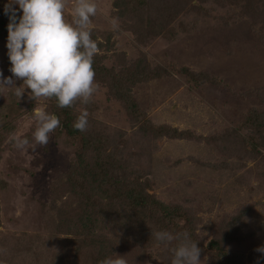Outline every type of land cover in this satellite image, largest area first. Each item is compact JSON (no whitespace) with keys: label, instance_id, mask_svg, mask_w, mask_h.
Wrapping results in <instances>:
<instances>
[{"label":"rangeland","instance_id":"1","mask_svg":"<svg viewBox=\"0 0 264 264\" xmlns=\"http://www.w3.org/2000/svg\"><path fill=\"white\" fill-rule=\"evenodd\" d=\"M114 1L96 0L99 11L92 18V34L104 44L98 46L97 55L103 56L99 61L114 69V77L140 58L151 68L173 64L169 74L138 81L132 91L146 119L202 137H157L140 128L142 121L105 83L106 73L102 82L96 80L99 89L92 103L77 102L71 112L76 119L87 108L86 133L93 138L102 134L105 153L120 163L128 161L127 170L150 180L151 193L166 202L181 199L205 244L223 235L228 238L224 255L264 264V253L255 250L264 245V133L249 140L253 132L242 126L252 109L264 115V0H149L152 17L166 14L170 25L154 31L148 43L128 28L129 15L120 17ZM74 2L68 0L66 8L70 20ZM6 4L9 0H0L1 8ZM12 7L22 12L18 4ZM113 18L120 25L117 31L111 28ZM10 67L7 40H0L5 77L12 76ZM183 67L188 76L180 73ZM189 74L217 80L195 86ZM22 83L17 80L16 86ZM29 91L20 100L12 88L0 92V122L7 119L10 124L9 129L0 124V264H100L97 234L76 242L54 225L56 213L79 199L66 190V178L82 151L80 140L57 128L47 146L35 150H19L9 141L12 133L32 141L35 106L52 111L51 100L34 101ZM111 167L121 174V168ZM110 222L105 233L113 251L108 257L117 253L125 255L127 264H164L160 255L169 246L157 242L146 247V231L115 233ZM200 259L202 264L227 263L219 258L212 263L206 255Z\"/></svg>","mask_w":264,"mask_h":264},{"label":"trees","instance_id":"2","mask_svg":"<svg viewBox=\"0 0 264 264\" xmlns=\"http://www.w3.org/2000/svg\"><path fill=\"white\" fill-rule=\"evenodd\" d=\"M172 2L173 0H170L168 3ZM114 4L118 8L120 17L129 15L128 18L131 19V23L128 28L132 29V32H137L136 35L143 37L146 43L153 39L154 31L166 30L167 25H170V20L166 19V14L156 13V16L152 17L154 11L150 12V10H152L153 2L149 0H116ZM16 15L19 18L22 12H16ZM9 22V13L5 12V8L0 7V40H7ZM98 46L104 48V44L101 42H98ZM105 47L107 46L105 45ZM96 57L99 61L101 56L96 55ZM169 67H174V65L159 64L156 68H151L150 63L140 58L125 71L117 73L118 75L114 77L115 71L113 68H108L107 65L103 64V61L96 62L94 58L95 79L102 82L105 73L108 75L105 83L110 86L117 99L127 103V110L131 111L134 118L142 121L143 124L140 128L148 130L157 137L166 134L180 139L185 137L201 138V135L195 134L190 129L183 130L168 124L159 125L152 122L151 119H146L147 114L141 108L132 91L133 84L138 81L148 80V78H160L169 74ZM182 72H185L188 76L189 71L186 67L180 70V73ZM189 78V82L195 86L207 82L214 83L217 80L215 76L206 78L204 75L198 80L193 74H189ZM51 101V113L56 114L60 119L58 128L70 138L79 139L82 149L80 155H78L77 163L72 167L66 178V184L68 185L66 190L71 191V194L79 199L70 195L74 198L70 207L61 208L56 213L54 225L59 233L72 234L76 242L83 235L94 236L97 234L100 249L99 260L102 261L113 251V246L108 241L109 238L105 233L109 221L112 225H116L115 233L131 231V228H135L134 233L142 232V230L146 231L149 235L148 240L145 242L146 247L157 243L152 236V232L168 230L175 234L186 230L193 240L198 241V246L202 249L201 255H206L212 263H217L216 260L219 258L222 261H227L226 264H246L236 254L232 255L226 252L227 254L224 255L222 249L227 244L228 238L222 237L223 235L219 237L215 235L205 244L204 240L196 233L195 218H192L191 210L181 202V199L166 202L156 194L151 193L149 191V187H151L150 180H142L141 173L134 169L133 171L127 170L128 161L120 163L113 158L114 156L110 152L108 155L105 153V137L102 134H99L100 137H97V139L89 135L88 132L86 133V131L81 132L74 129L73 124L76 119L71 112L74 106L59 108L55 99H51ZM0 124L5 128L10 127L7 119L1 120ZM242 126L244 128L250 127L252 130L253 133L250 139L248 137L251 140L256 133V136L264 133V115L257 109H252L245 117ZM249 143L254 144L252 141ZM118 155L116 149L115 156L118 157ZM111 166L121 168V174L113 172ZM102 198L107 200V203H103ZM237 228H240L239 225ZM174 246L175 242L169 247L163 248L160 256L165 258L164 264H171L173 255L171 248ZM250 264H256V262Z\"/></svg>","mask_w":264,"mask_h":264},{"label":"clouds","instance_id":"3","mask_svg":"<svg viewBox=\"0 0 264 264\" xmlns=\"http://www.w3.org/2000/svg\"><path fill=\"white\" fill-rule=\"evenodd\" d=\"M13 4H18L22 15L17 18ZM68 0H9L5 12L9 13L7 49L12 76L0 71V92L12 88L20 100L28 89L34 101L55 99L57 107L70 108L77 102L89 105L99 89L95 79L94 58L98 41L93 39L92 18L99 11L96 0H75L72 19H68ZM113 31L119 30V22L111 20ZM23 83L16 86V81ZM35 130L32 141L27 136L12 133L9 141L19 150L36 146L46 147L52 134L60 126L59 117L47 111L46 106L32 109ZM74 129L81 132L89 127V112L82 108ZM34 141V143H33ZM155 240L171 248V264H202V249L188 231L173 234L168 230L152 232ZM264 253V245L255 249ZM100 264H127L125 255L116 253Z\"/></svg>","mask_w":264,"mask_h":264}]
</instances>
